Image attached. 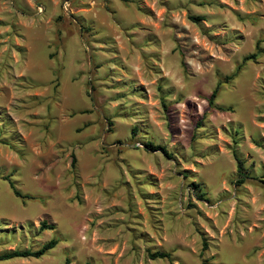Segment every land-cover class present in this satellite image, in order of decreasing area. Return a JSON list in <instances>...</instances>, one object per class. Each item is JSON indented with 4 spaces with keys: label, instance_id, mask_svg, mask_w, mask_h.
I'll return each instance as SVG.
<instances>
[{
    "label": "rangeland",
    "instance_id": "rangeland-1",
    "mask_svg": "<svg viewBox=\"0 0 264 264\" xmlns=\"http://www.w3.org/2000/svg\"><path fill=\"white\" fill-rule=\"evenodd\" d=\"M51 239L0 264H264V0H0V255Z\"/></svg>",
    "mask_w": 264,
    "mask_h": 264
},
{
    "label": "trees",
    "instance_id": "trees-1",
    "mask_svg": "<svg viewBox=\"0 0 264 264\" xmlns=\"http://www.w3.org/2000/svg\"><path fill=\"white\" fill-rule=\"evenodd\" d=\"M193 19L195 21H197L200 18H193ZM255 58H256V55L252 54L250 56L245 57L244 60L246 61V60L255 59ZM220 85H221V83H218L216 85V87L214 88V90L212 91V93L210 94V96L207 99L210 106L214 105V100H215V98L217 96V93L219 91ZM216 109L220 110V111H224V108H222V107H216ZM146 147L148 149L153 150V151L156 150V149H160L166 155V150L164 148H162V147L154 146L152 143H147ZM233 157H234V159H235V161L237 163L238 173H240V170L242 168V162H241L239 156L236 153H233ZM4 179L8 180L9 186H10V188L12 190V193H13V195L15 197H17V198H19V199H21L23 201H25V200H36V198L34 196L27 195V194H22L20 191H18L16 189V187L14 186V183L9 178H4ZM243 179L244 178L240 179V181H238V182L242 183ZM39 229L40 230H54L55 229V225L54 224H48L47 221L43 220L40 223ZM57 243H58V240L51 239L49 242L44 244L42 246V248L39 251H37V252H31V251H28V250L6 252V253H3V254L0 255V261L9 260V259H13V258H20V257L21 258H25V257H35V258H37V257H40L43 254H45L48 250L53 249L57 245ZM148 257L151 260L167 259L168 261H171L170 254L169 253H165V252H161V251L149 253ZM65 264H69V260H66Z\"/></svg>",
    "mask_w": 264,
    "mask_h": 264
}]
</instances>
